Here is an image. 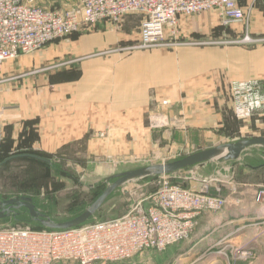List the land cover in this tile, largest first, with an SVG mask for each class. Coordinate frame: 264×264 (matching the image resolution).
<instances>
[{"label": "crops", "instance_id": "1", "mask_svg": "<svg viewBox=\"0 0 264 264\" xmlns=\"http://www.w3.org/2000/svg\"><path fill=\"white\" fill-rule=\"evenodd\" d=\"M240 4L248 19L226 27V37L250 43L102 53L117 44L138 42L140 16L131 13L4 61L0 155L32 152L48 157L60 152L70 157L77 150L82 151L84 164L96 165L102 155L114 161L131 158L150 144L163 143L165 135L176 138L174 145H179L181 133L212 135L222 121L236 119L231 81L258 82L264 93V0H240ZM215 16L214 12L180 16V34H210L219 22ZM182 92L179 99L170 96ZM159 115H165L168 126L151 129L150 117ZM229 208L228 202L221 211L201 216L196 232ZM163 251H142L124 263Z\"/></svg>", "mask_w": 264, "mask_h": 264}, {"label": "rangeland", "instance_id": "2", "mask_svg": "<svg viewBox=\"0 0 264 264\" xmlns=\"http://www.w3.org/2000/svg\"><path fill=\"white\" fill-rule=\"evenodd\" d=\"M36 4L63 11L77 6L79 1L36 0ZM215 17L219 20L217 15ZM99 21L108 22L109 19ZM99 21L85 24L75 32L91 30ZM228 29L217 22L211 29V33L206 36L182 37L178 21V33L174 39L176 42L167 36L165 44L152 45L147 48L117 44L114 48L102 53L124 54L132 49L151 50L158 47L172 49L182 44L219 47L245 41L250 43L251 40L226 37ZM61 39L52 41V43L61 41ZM13 59L15 58L5 61ZM165 89L167 92L169 87L166 86ZM170 96L179 99L184 96V92L177 93L175 96L171 93ZM166 98L162 103L168 105L170 98L168 96ZM259 114L264 115V110H257L253 115L242 120L226 119L216 126L212 135L208 132L194 131L187 132V134L186 132L181 133L179 145L172 144V140L176 138L165 135L163 143L150 144L148 150L134 152L131 158L117 159V162L113 158H106L102 155L98 161L94 160L96 163L99 162L98 164H84L86 160L82 156V151L77 153V150H74L73 156L70 157L60 152L48 156L49 163L47 164L29 159H13L2 163L3 156L0 155V201L12 197L28 196L32 199L35 209L49 217L52 222L68 220L91 206L123 172L167 163L203 149L220 147L226 143L264 137V119H260L262 116ZM163 116L164 118L162 115L150 117L151 129L158 130L168 126L167 118ZM222 151L226 150L222 149ZM163 181L195 190L201 189L204 185L216 186L220 195L226 198L225 204L229 202L231 208L224 210L226 212L220 218L215 216L216 219L213 218L207 227L199 229V232H196L189 241L175 243L170 250L166 248L165 253H159V255L145 253L133 263L121 264H264V228L263 226L258 230L256 228L257 225L264 224V145L246 147L235 160H226L218 155L201 166L192 165L171 173L150 170L148 175L133 177L113 189L86 222L104 221L123 215L135 201L155 191ZM246 216L256 218L242 219ZM244 225V229L237 230ZM27 226L42 227L40 223L31 218L25 207L14 208L10 214L0 218V229ZM234 231L236 233L232 235ZM232 236L234 239L228 242L227 240ZM241 249H244L242 258Z\"/></svg>", "mask_w": 264, "mask_h": 264}, {"label": "built area", "instance_id": "3", "mask_svg": "<svg viewBox=\"0 0 264 264\" xmlns=\"http://www.w3.org/2000/svg\"><path fill=\"white\" fill-rule=\"evenodd\" d=\"M78 1L77 6L58 11L42 7L36 0H0V71L5 60L33 53L101 19L117 21L127 14H138L139 39L135 46L141 48L165 44L167 36L176 42L180 16L210 11L223 26L246 23L248 19L240 0ZM230 86L236 119L264 110V93L258 82L231 81ZM218 191L216 186L195 190L163 181L116 218L66 229H0V264H121L142 251L161 252L190 240L201 216L224 207L226 198Z\"/></svg>", "mask_w": 264, "mask_h": 264}, {"label": "water", "instance_id": "4", "mask_svg": "<svg viewBox=\"0 0 264 264\" xmlns=\"http://www.w3.org/2000/svg\"><path fill=\"white\" fill-rule=\"evenodd\" d=\"M252 145H264V137H253L249 139H244L238 142L226 143L220 147H212L203 149L201 151L186 155L180 159L173 160L163 164H154L150 167L136 168L129 171L123 172L115 181H113L98 197V199L83 212L75 217H72L65 221L52 222V220L45 216L44 214L38 212L32 202V199L28 196L12 197L6 200L0 201V218H3L10 214L14 208L25 207L31 218L40 224L55 229H66L73 226L80 225L93 214V212L99 207L106 196L116 187L121 185L123 182L138 176H145L150 173V170H156L161 173H171L177 170H182L185 167L192 165H203L207 160L213 158L214 156L221 155L223 159L235 160L237 159L242 151ZM225 149L226 151H222ZM222 152V153H221ZM21 156L32 157L37 160L48 162L49 159L36 155V154H21Z\"/></svg>", "mask_w": 264, "mask_h": 264}, {"label": "trees", "instance_id": "5", "mask_svg": "<svg viewBox=\"0 0 264 264\" xmlns=\"http://www.w3.org/2000/svg\"><path fill=\"white\" fill-rule=\"evenodd\" d=\"M224 27H230V26H224ZM21 154H36V155H39V156H42V157H45V158L49 159L47 156H44V155H41V154L32 153V152H30V153L29 152H27V153H22L21 152V153H17V154L11 155L9 157L3 158L2 163H7V162H9L10 160H13V159H29V160L37 161V162H40V163H46V164L49 163V161L48 162H43V161L37 160V159L32 158V157L21 156ZM31 228H34V227H31ZM43 228H49V227H46V226L42 225L41 228H34V229H43Z\"/></svg>", "mask_w": 264, "mask_h": 264}, {"label": "bare ground", "instance_id": "6", "mask_svg": "<svg viewBox=\"0 0 264 264\" xmlns=\"http://www.w3.org/2000/svg\"><path fill=\"white\" fill-rule=\"evenodd\" d=\"M221 153H222V152H221ZM255 218H256V217H251V216H250V217H247V216H246L245 218H242V219L250 220V219H255ZM238 221H239V220H238ZM261 226H263V228H264V224H263V225H257V227H256L257 230H258V229H261V228H262ZM244 227H245V225H244V226H240L237 230L244 229ZM253 227H254V226H253ZM235 233H236V232L234 231V233H232V235H235ZM230 236H231V235H230ZM232 239H234L233 236H232L230 239H228L227 241L229 242V241H231ZM241 250H242V249H241ZM243 255H244V249H243L242 252H241V255H240L241 258H242Z\"/></svg>", "mask_w": 264, "mask_h": 264}]
</instances>
